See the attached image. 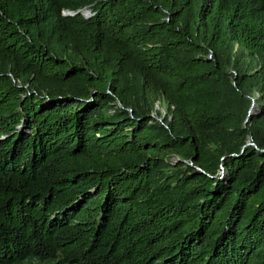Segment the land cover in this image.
Instances as JSON below:
<instances>
[{
	"label": "trees",
	"instance_id": "1",
	"mask_svg": "<svg viewBox=\"0 0 264 264\" xmlns=\"http://www.w3.org/2000/svg\"><path fill=\"white\" fill-rule=\"evenodd\" d=\"M0 264H264V0H0Z\"/></svg>",
	"mask_w": 264,
	"mask_h": 264
},
{
	"label": "rangeland",
	"instance_id": "2",
	"mask_svg": "<svg viewBox=\"0 0 264 264\" xmlns=\"http://www.w3.org/2000/svg\"><path fill=\"white\" fill-rule=\"evenodd\" d=\"M84 12L86 13V15H85L86 17L90 16L92 14V10L90 8H85ZM7 72H8V74L10 73V71H7ZM14 83H16L18 85L21 82H20V80L14 79ZM25 87H27V84L25 85ZM256 97H257V93L255 94L254 98H256ZM153 101H154V103L152 105H154V106L151 109L150 115H152L154 117V121H156L157 124L158 123L162 124L165 119L169 118V117L167 118V116H168L167 106L160 99H156ZM116 103H117L116 106L118 108L120 107L121 109H125V108L121 107L120 103H118V102H116ZM125 110H127L128 112H130V114H132V109L129 108V109H125ZM111 111H113V110L111 109ZM154 121H153V123H154ZM248 143H250L249 140H248ZM161 156L163 157V164L162 165L166 164L168 166H172L175 168L179 165L178 163L181 162L180 157H178L175 153L167 152L166 154H163ZM182 167L185 168L187 166L183 164ZM165 168H168V167L166 166ZM153 179H155V180L157 179L159 185L160 184L162 185L163 184L162 182H166L163 180V172L160 171L159 168H157L156 175L153 176Z\"/></svg>",
	"mask_w": 264,
	"mask_h": 264
},
{
	"label": "water",
	"instance_id": "3",
	"mask_svg": "<svg viewBox=\"0 0 264 264\" xmlns=\"http://www.w3.org/2000/svg\"><path fill=\"white\" fill-rule=\"evenodd\" d=\"M85 9L81 10V12L86 15V13L84 12ZM64 14H68V15H72V14H75L77 13V11H69V10H66L63 12ZM257 109V106L255 105V103L252 105L250 111H249V114H252L255 112V110Z\"/></svg>",
	"mask_w": 264,
	"mask_h": 264
}]
</instances>
